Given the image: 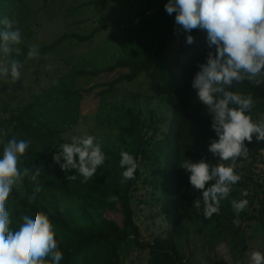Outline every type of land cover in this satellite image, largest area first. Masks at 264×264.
Here are the masks:
<instances>
[{
	"label": "trees",
	"instance_id": "1",
	"mask_svg": "<svg viewBox=\"0 0 264 264\" xmlns=\"http://www.w3.org/2000/svg\"><path fill=\"white\" fill-rule=\"evenodd\" d=\"M9 1L0 0V10ZM106 1L102 0L103 3ZM165 2H148L139 12L137 26L128 28L129 33L125 35L127 50L122 51V56L114 64L103 69L71 71L65 77L53 81L39 95L33 96L26 106L0 119V128L8 132L3 137L5 141L12 135L17 139L31 140L18 166L30 169L39 167L42 173L40 179L43 181L40 185H34L33 181L25 178L10 194L6 207L12 218L30 208L49 215L64 254L61 264H119V250L128 244L147 250L145 264H188L182 242L201 229L208 231L212 238L223 237L230 242L239 236L240 227L233 224L235 215L230 202L227 199L221 201L220 213L214 214L211 219H204L202 202L201 209L193 205L195 199H200V193L189 185L187 174L178 167L184 158L194 162L201 159L203 156L198 153L197 147L204 151L214 134L209 128L207 109H203L195 100V93L189 87L196 64L202 62L205 55L204 35L194 29L191 34L195 42L186 45L182 34L173 33L175 14H166L163 7ZM94 35L95 31L86 36L62 34L50 45L38 47V57L42 58L66 40L82 44L91 42ZM176 40H180L190 53L180 65L175 88L165 99L169 117L165 113L154 119L149 127L153 130L152 136L145 139V122L138 113L129 108L111 107V120H115L117 132L102 147L106 156L105 164L99 166L94 176L86 182H81L83 178L78 173L74 180L66 179V176L75 174V170L67 173L61 171L53 163L52 156L56 146L63 142L62 135L76 125L80 116L83 92L74 87L76 77L95 78L119 71L112 81L102 85L105 89L101 94L111 93L117 84L132 82L140 74L160 64ZM27 49L28 46H22L19 54H0V63H7L11 59L23 62L27 59ZM17 86L20 88L21 83L18 82ZM232 90L253 96L252 117L256 111L262 110L264 83L257 86L244 81ZM245 144L249 153H264V141L253 139L251 143L245 141ZM122 150L132 154L138 165L143 154L163 165L159 172V185L163 190L161 210L170 228L164 237H157L150 243L140 242L141 235L131 205V192L140 180V167L134 179L124 181L121 175L123 169L119 167V153ZM245 159L237 158L238 161ZM207 161L217 163L212 154ZM244 183L245 180L241 179L233 186L240 190ZM230 196L228 198L232 200V191ZM108 213L121 216V224L108 218ZM241 219L240 214L239 221ZM249 219L258 222L264 232V194L257 215Z\"/></svg>",
	"mask_w": 264,
	"mask_h": 264
},
{
	"label": "clouds",
	"instance_id": "2",
	"mask_svg": "<svg viewBox=\"0 0 264 264\" xmlns=\"http://www.w3.org/2000/svg\"><path fill=\"white\" fill-rule=\"evenodd\" d=\"M163 7L167 15L175 14L173 33L182 34L186 45L195 42L194 29L205 39V55L196 64L189 87L209 114L214 137L209 139L207 152L218 163L204 157L195 162L184 158L178 167L187 174L189 185L199 191L200 199L193 205L201 209L202 202V215L207 220L220 213L221 201L241 180L235 169L237 158L248 156L245 141H264V118L254 120L251 115L253 96L232 90L244 81L257 86L264 83V0H166ZM14 25V20L0 17V54L4 56L20 53L16 46L22 41L21 30ZM39 55L36 45L28 47L27 59ZM22 67L17 59L0 63V79L15 83L21 78ZM7 135L0 128V264H61L64 254L49 215L30 208L12 218L6 207L10 194L25 178L34 185L43 183L39 167L18 166L31 140L12 135L5 141ZM119 155L123 180L134 179L137 159L123 150ZM52 161L65 173L75 170L66 179L74 180L78 173L81 182H86L105 164L106 156L100 140L84 134L56 146ZM247 195V191L241 192L242 197ZM230 204L233 224L239 226V215L249 201L232 199ZM246 255L250 264H264V252L253 250Z\"/></svg>",
	"mask_w": 264,
	"mask_h": 264
},
{
	"label": "rangeland",
	"instance_id": "3",
	"mask_svg": "<svg viewBox=\"0 0 264 264\" xmlns=\"http://www.w3.org/2000/svg\"><path fill=\"white\" fill-rule=\"evenodd\" d=\"M152 1L10 0L0 10V17L6 13L5 17L14 20V26L21 30L22 41L16 46L20 50L22 46L50 45L62 34L86 36L95 31V35L91 42L81 44L66 40L42 58L24 60L21 78L15 83L0 79V119L26 106L33 96L39 95L53 81L71 71L103 69L114 64L122 56V51L127 50V29L137 26L139 12ZM189 53L181 41L176 40L160 64L140 74L132 82L117 84L108 94L100 93L105 89L102 85L112 81L119 71L95 78L76 77L74 87L83 92L80 116L76 125L62 135V141L68 142L72 136L90 134L100 140L102 147L106 146L117 132L115 120H111L110 108L118 106L129 108L141 116L145 122L143 132L147 133L145 139H149L153 133L149 127L154 119L165 113L169 117L165 99L175 88L180 65L186 61ZM18 82L21 83L20 88ZM90 87L94 88L86 92ZM261 118H264V106L253 116L254 120ZM197 151L206 160L209 159L207 148L201 151L197 147ZM215 161L218 163L217 159ZM139 167L140 180L131 192V205L141 235L140 242L145 244L157 237H164L170 227L161 210L163 190L159 185V172L163 169L162 163L143 154ZM235 170L245 183L240 190L232 186L233 199L249 201L248 207L240 213L239 236L232 242L225 241L223 237L212 238L208 231L200 228L202 231L182 242L188 264H250L246 254L253 250L264 252V232L258 222L249 219L257 215L264 194V153L250 152L245 160H236ZM242 191H247V197L241 196ZM227 200L230 202L229 198ZM107 217L121 224L118 214L108 213ZM147 257V250L131 244L119 250V264H145Z\"/></svg>",
	"mask_w": 264,
	"mask_h": 264
}]
</instances>
